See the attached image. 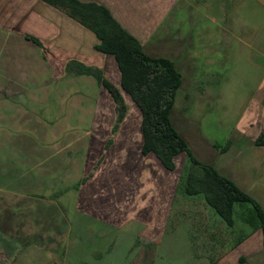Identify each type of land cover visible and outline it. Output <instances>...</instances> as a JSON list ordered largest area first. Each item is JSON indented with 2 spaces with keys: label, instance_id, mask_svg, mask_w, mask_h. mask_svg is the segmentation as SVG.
I'll list each match as a JSON object with an SVG mask.
<instances>
[{
  "label": "crops",
  "instance_id": "0c3cea01",
  "mask_svg": "<svg viewBox=\"0 0 264 264\" xmlns=\"http://www.w3.org/2000/svg\"><path fill=\"white\" fill-rule=\"evenodd\" d=\"M80 1L106 7L148 55L167 58L175 63L183 76L180 90L186 94L190 112L203 116L202 110L211 107L229 110L236 106L237 119L229 123L221 121L223 125L232 126L229 130L226 128L227 137L222 143L207 141L197 128L198 122L190 125L187 119L191 118H185L186 114H182L177 122L173 118L172 121L199 161L215 167L221 176L249 195L264 212V147L255 145L264 130V0ZM98 44L99 40L92 31L42 0H0V99L11 102L12 94L19 99L23 93L27 94L26 99L31 103L32 94L38 92V84L32 85V82L40 73H43V78L57 77L60 86L56 87L61 89L59 93H64V88L66 93L73 92L70 87L74 85L94 95L102 93L106 109L104 115H98V120L104 121L95 124L93 140L83 149L87 158L81 162L84 179L80 182L82 184L79 183L81 189L76 209L84 212L87 218L91 216L98 221L109 222L106 214L81 209L86 202V193L102 186L95 187L98 171L90 178L86 176L92 170H99L101 165H97L103 156L104 163L108 160L106 147L112 145L110 139L117 124V111L109 92L94 76L81 74L74 63L100 69L106 79L121 87L122 75L115 57L97 51ZM31 86L36 88L35 91ZM40 92L43 93L40 96L43 106L52 107L51 104L58 98L54 95L55 90L52 92L43 85ZM62 98L64 101L68 95ZM111 107L114 108L113 118L107 111ZM127 118L128 115L119 129ZM103 135L107 136V140H100ZM29 145L25 146L26 152L31 155L41 152L40 156L43 155V146L30 150ZM99 152L105 155L96 158ZM196 152L205 153L197 155ZM148 156L157 159L155 155ZM178 186L179 181L171 211L162 223L159 214L145 215L141 213L143 208L115 222L114 225L120 226L133 217L145 223L147 229L141 233L140 242L144 253L155 254L153 245L159 246L158 239L164 236V230L172 219L173 206L177 194H180ZM121 187H125L123 191L127 188L126 185ZM30 196V205H39L43 209V196ZM199 200L207 205L203 198ZM192 201L191 204L197 202ZM250 210V205H237L231 227L223 219V222H212L206 215V221L199 224L201 240L196 242L199 255L194 253L189 262L211 264L214 260L215 264H264L263 230L257 227L255 214ZM55 237L52 241H55L56 247L62 244V249L60 253L56 250L59 254L56 261L43 257L44 264H63L57 259L66 252L63 249V232H57ZM41 245L44 255L54 251L47 249L44 246L46 243Z\"/></svg>",
  "mask_w": 264,
  "mask_h": 264
},
{
  "label": "rangeland",
  "instance_id": "374dc122",
  "mask_svg": "<svg viewBox=\"0 0 264 264\" xmlns=\"http://www.w3.org/2000/svg\"><path fill=\"white\" fill-rule=\"evenodd\" d=\"M36 83L38 92L32 94L31 103L23 93L19 95L20 100L14 94L11 102L0 99V247L2 255L6 256L0 264H44V258L56 261L59 255L56 250L60 253L62 249V244L56 247L52 241L57 232H63L66 252L63 259L57 258L63 264H192L191 258L199 255L196 242L201 240V221H206L209 215L212 222H223L211 207L199 200L202 197L177 194L172 219L164 236L158 239L159 246L153 245L154 258L142 251L141 233L147 229L144 222L130 217L120 226L114 225L117 219L142 208L141 213L145 215L159 214L162 223L171 211L186 156L176 159L177 169L173 173L164 169L155 157L143 156L141 114L125 96L128 118L112 135L111 147H106L108 160L104 163L105 154L99 152L96 158L103 156L97 165H101L99 170H92L86 176L90 178L98 171L96 181L99 183L95 187L102 186L86 193L85 207L81 208L106 214L107 221L113 224L91 216L87 218L84 212L76 209V203L81 189L79 183L84 179L81 162L87 158L83 149L93 140L95 124L104 121L98 120V115H104L106 109L102 93L94 95L78 85L70 87L73 92L66 93L64 88V93H59L57 77L43 78V73L38 74L32 85ZM43 85L52 92L55 90L54 95L58 97L52 107L43 106L40 97ZM67 95L63 101L62 96ZM185 95L183 90L177 95L173 120L177 122L186 114L185 118H191L187 119L190 125L198 122L197 128L207 141L222 143L227 137L226 128L229 130L232 126L223 125L221 121L229 123L237 119L236 106L229 110L211 107L202 110V116L190 112ZM107 111L110 118L115 116L113 107ZM106 135L100 140H107ZM27 144L30 150L43 146V155L26 152ZM123 185L127 187L125 191ZM30 195L43 196V209L30 205ZM192 200L197 202L191 204ZM43 243L55 252L44 255Z\"/></svg>",
  "mask_w": 264,
  "mask_h": 264
},
{
  "label": "trees",
  "instance_id": "16d2710c",
  "mask_svg": "<svg viewBox=\"0 0 264 264\" xmlns=\"http://www.w3.org/2000/svg\"><path fill=\"white\" fill-rule=\"evenodd\" d=\"M42 1L92 31L99 40L96 50L115 57L122 75L120 88L106 79L100 69L74 63L81 74L94 76L113 98L117 111L113 133L129 113L127 96L141 114L142 154L155 155L171 172L176 170V159L186 156L178 192L189 197H202L229 227L234 224L236 206L250 205L257 227L264 234V212L259 204L221 176L215 167L199 161L175 129L172 113L183 84V76L175 63L167 58L148 55L139 41L123 29L102 5L80 0ZM255 145L264 147V130ZM211 264L215 261L212 260Z\"/></svg>",
  "mask_w": 264,
  "mask_h": 264
},
{
  "label": "water",
  "instance_id": "95a60500",
  "mask_svg": "<svg viewBox=\"0 0 264 264\" xmlns=\"http://www.w3.org/2000/svg\"><path fill=\"white\" fill-rule=\"evenodd\" d=\"M2 253H3V250H2V248L0 247V261L4 258H6V256H3L2 255Z\"/></svg>",
  "mask_w": 264,
  "mask_h": 264
}]
</instances>
